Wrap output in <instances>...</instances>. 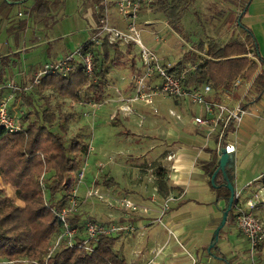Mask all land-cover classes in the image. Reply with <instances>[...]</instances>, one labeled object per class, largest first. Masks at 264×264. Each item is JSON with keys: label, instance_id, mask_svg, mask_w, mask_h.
Here are the masks:
<instances>
[{"label": "trees", "instance_id": "obj_1", "mask_svg": "<svg viewBox=\"0 0 264 264\" xmlns=\"http://www.w3.org/2000/svg\"><path fill=\"white\" fill-rule=\"evenodd\" d=\"M191 3L192 0H158L151 5L168 19L172 30H177L187 16ZM51 5L53 3L48 0H34L32 8L37 15L42 16L51 10ZM247 5L236 15V25L241 27L243 36L237 32L227 42L212 37L198 41V47L203 49L205 45L211 58L203 59L196 69L186 70V65L188 62H199L201 57L191 51L184 54L183 59L178 62L176 72L185 70L183 76L186 86H201L206 83L215 90L221 88L224 91L232 87L236 77L243 76L246 81L252 80L250 88L256 91L252 101L261 97L264 91V59L258 54L252 31L240 22V15ZM185 39L190 41L187 36ZM90 49L94 52L95 81L92 80L86 87L89 77L81 67L66 76L44 74L39 79V84L22 94L21 107L16 114L21 129L16 133L0 129L1 182L14 186L17 196L23 201V205H14L12 199L0 188V264H123V259L114 246L117 234L99 235L92 241L90 251L81 246L86 236L84 223L94 219L86 211L81 215L67 216L69 225L77 228L72 243L69 244L67 238L62 236L55 245L56 237L63 232L57 212L67 206L70 191L76 183L75 174L89 154L90 135L89 129L83 124L70 132L68 123L76 119L77 113L69 104L65 110L62 108L66 105L65 102L80 99L83 90L86 95L98 90L99 95L92 98L101 100L100 96L108 81L106 75L118 62L128 63L123 68L127 67L130 71L135 67L133 51L129 46L112 47L105 40L101 46L91 44ZM247 52L253 53L257 61L243 56ZM3 69L2 67L0 71V79ZM242 106L245 107L246 103H242ZM213 137L216 141L217 135ZM216 152L213 150L211 154L215 156ZM208 167L210 176L218 163L210 161ZM154 174L158 190L166 192L168 187L164 179L165 169L158 166ZM225 174L233 186L226 170ZM226 177L222 170H218L211 183L216 192V200L225 201L224 209L230 193ZM102 183L104 186L116 184L113 178L105 176L102 177ZM233 208L232 204L223 226L228 222ZM214 235L209 251L220 257V253L211 251V246H215L219 239L218 236L215 240ZM255 249L263 250L264 240ZM251 262L253 263V259Z\"/></svg>", "mask_w": 264, "mask_h": 264}, {"label": "crops", "instance_id": "obj_2", "mask_svg": "<svg viewBox=\"0 0 264 264\" xmlns=\"http://www.w3.org/2000/svg\"><path fill=\"white\" fill-rule=\"evenodd\" d=\"M48 1L52 2L53 5H55L56 2H60V0ZM91 1L92 7H89L91 12V18H89L90 25L87 27L88 35L90 33L91 27L97 23L101 12V7L98 6L100 0ZM22 2H24V0H0V71L2 67L4 68L3 75L0 79V97H11L8 101L9 111L11 113H16V111L20 109V103L23 99L22 94L27 93L33 85L25 91H22L19 94L16 92L13 95L11 94L8 84L12 82L20 87L29 85V77L43 63L57 60L64 54L71 51L67 50L65 45L59 42L58 39L56 40L55 38H51L48 35V21L44 22L45 24H42V19L41 22L39 21L41 16H39V14L37 15L35 11L34 16L36 17L37 15V17L35 18L33 16L32 6L34 0L28 4L25 10H21L22 7L20 4H22ZM13 3L17 4L16 14H11L10 7L13 5ZM53 5H51V7ZM110 8H113V13L110 12ZM19 12H21L20 15ZM43 15H50V11ZM145 19L150 20L153 22V24L146 25ZM163 19L166 18L162 16L159 11H156L153 6L149 11L143 10V13L139 19V22L142 25L141 35L143 42L150 48L157 51L158 55L161 56L163 61L170 60L175 54L178 53L182 54L181 56L184 57V54L187 52L184 42L191 44L199 51L207 50L205 45L203 46V49L198 47V41L202 40L203 38L195 36L191 29L189 30V34L187 36L190 38V41H186L185 38L178 36V34H176L174 31L164 28L160 23V20ZM242 19V25L252 31L258 54L264 59V0H248V5L246 6L245 11L240 15V20ZM109 21L113 25H117L119 27L123 26L122 21H120L117 15L116 8L113 6H109ZM188 24L190 26V23ZM152 30L158 31V34L164 38V41L156 43L154 41V35L151 32ZM237 32H239L241 36L244 35V32L240 31V29L237 30ZM86 40L81 44H84ZM129 47L133 51L132 57L134 58V68H140L139 59L137 58L136 61L134 56V54L137 56V47L132 45ZM243 56L257 61L253 53L252 55H248L247 52L246 54H243ZM110 70L106 75V80L108 81L112 80V77L115 76V74L111 73ZM123 70L128 71L126 75L118 74V69L115 71V73H117L115 76L117 82L120 80L129 79L128 83L124 86L122 91L123 94H120L122 97L132 94L131 78L134 73H137L134 72L135 69L130 71L127 69V67H125ZM238 77H240L243 84L247 85V87H244V90L248 89V87L250 88L252 80L246 81L243 76ZM108 81L103 88V95L100 96L101 100L98 101L107 100L106 103L112 106L113 113L116 112L117 115L119 114L126 118L137 116V114L138 116L139 114H142L143 124L145 121H147V119L153 117L155 114L152 111L153 107L148 105L145 106L140 102L133 104L135 111L132 113L125 114L122 111H119L117 107L119 104L118 98L120 96L118 97L119 94H116L115 92V89L119 87L118 83L116 82V84L111 85V87L108 86L109 90H107V85H109ZM90 82L91 80L88 79L86 87L90 84ZM236 88L237 86L233 91V96L236 92ZM118 89L119 92H121L120 88ZM84 91L85 90L81 91L82 96L80 99L74 102H69L72 108L79 106L78 102L82 98L99 95L98 90L92 91L89 95H86ZM107 91H110L112 96H109ZM215 91H217V93H215L217 96H219V94L222 92L221 88ZM17 99L19 107L13 110L16 106L15 101ZM156 101L155 107L158 109V103ZM172 102L176 107L169 108L180 113L181 118L177 119L178 122H176V128L172 125H169L165 129L164 136L166 139L165 146H167V152L166 155H164L165 157L163 158V163H159V165L165 169L164 179H166L168 190H166L164 193H161L159 190H157V200L155 202H151L149 200V192L152 190L153 186L156 185V180L155 177H151L152 174L150 176L148 175L149 177L147 176L146 180L148 183H150L148 185L150 188L144 191V194H142L143 196L140 197L134 194L133 190L129 187H124L125 185H122L123 191L120 193V195L129 196L142 206L149 207L151 209L150 212L139 211L127 216L126 214L124 215L123 211L116 206H111L107 209L104 217H100L97 215V213H95L96 215L94 214L93 216L95 218L94 220L100 223H107L110 221L120 223L126 222L134 226L135 231L133 232L128 231L117 234L118 237L114 244L115 250L121 255V258L123 259V264H128L130 262L135 264L143 263L151 259H154L153 264H189L193 258L196 259L197 264H201L200 257L206 255V251L208 252L206 255L207 261H210V258L215 256L210 253L209 248L214 231L221 223L223 210L225 208V201L223 199L219 201L216 200V192L211 186V178L209 176L210 170L208 167V162L214 160L218 163L219 159L216 141H214L213 134L207 136L206 127L197 126L193 122L192 116L202 113H200V110L197 106H193L186 100H173ZM182 102L192 106V111H186L183 109V107L181 108L179 104H182ZM252 102L254 104L253 108L248 110V112L242 118L243 120L239 123L238 127H236L233 135L227 136V141L233 144L235 151L237 150L236 146L240 144V139L241 143L245 142L251 148H255L257 143L253 141V135L255 134L254 132L257 131V133L262 134L261 126L264 124V91L259 99ZM83 107L88 106L84 105ZM191 125L193 127H190ZM213 150L217 151L215 156L211 154V152L213 153ZM235 151L230 153L229 156L231 154H235ZM90 152H92V148ZM90 152L88 158L90 156ZM171 152L175 154V158L167 160L166 156ZM262 152L263 151L258 152L257 155H261ZM258 162L264 165V160H258ZM88 167L90 168L89 165ZM262 172H264V169L253 173L250 175V178L245 180L246 183L244 184L243 182L240 184V186L236 185L237 180L233 181V178H231L233 181L234 192H240V202H244L246 198L251 197V195L254 193L257 185H247L255 180ZM85 176L86 173L84 174V178ZM115 182L116 184L104 186L101 180L100 183H95L94 185H97L102 189L110 186L114 192V195L120 197V195H117L116 191L113 190L114 186L118 185V181ZM168 193L177 197L179 195L177 201L170 203V209L163 218L164 224L172 228L171 234L167 232L163 224L158 223L155 220L159 210V203ZM257 216L264 220V207L259 210ZM228 220L234 226L235 235H237V237H243L244 235L240 232L236 222L234 221V210L232 211L231 219L229 217ZM225 241L226 240L219 242L218 239L216 245L211 246V251L214 249L216 253H220V256H222L223 259L225 258V254L230 252V250H225L224 248L226 247L224 244ZM236 246L237 245H234L232 248L236 249ZM156 251L159 253L155 254ZM262 255H264V249L257 250L255 252V256L257 258Z\"/></svg>", "mask_w": 264, "mask_h": 264}, {"label": "built area", "instance_id": "obj_3", "mask_svg": "<svg viewBox=\"0 0 264 264\" xmlns=\"http://www.w3.org/2000/svg\"><path fill=\"white\" fill-rule=\"evenodd\" d=\"M157 0H100L98 6L101 7L100 17L97 23L91 27L90 33L87 36V40L84 44H80L72 48L71 51L64 54L57 60L47 61L43 63L33 74L29 77V85L18 86L10 82L11 94L16 92L19 94L22 91L30 88L32 85L39 83V79L44 74H55L66 76L73 72L74 69L81 67L86 76L92 81L95 70L94 52L91 51V44L101 46L106 42L112 47L124 48L126 46H134L138 49V57L140 70L132 75V94L128 96H120L119 89L116 88L115 92L118 93V109L125 114L135 111L133 104L140 102L143 105L153 107V112L157 111L155 107V101L157 98L169 97L178 100H186L193 106H197L201 114L193 115L192 120L197 126L206 127V134L217 135L216 148L218 153L221 152V148H225L227 153H233L235 148L233 144L227 141V136L233 135L234 130L238 127L239 123L243 120V116L246 113L245 108L242 106V101L237 100L233 103V91L236 86L241 82L240 77H236L233 80L232 87L229 90L222 91L217 96L215 91L209 84L204 83L201 86L184 84V71L176 72L178 69V62L183 59L182 54L178 53L168 61H163L157 51L150 48L143 42L141 35L142 26L140 24V17L143 10H150L152 8L151 3H155ZM109 6L116 8L117 15L122 21L123 26L111 24L109 21ZM21 12H19V15ZM146 20V19H145ZM162 26L170 31H173L168 19L160 20ZM146 25H151L153 22L150 20L145 21ZM154 35V41L159 43L164 41V38L158 34V31L152 30ZM87 44V45H86ZM186 51H191L197 56L201 57V60L197 63L188 62L186 70L196 69L198 64L203 59H210V55L206 50L199 51L191 44L185 43ZM248 55L252 53L248 52ZM180 73V74H179ZM95 81V80H94ZM12 95V96H13ZM11 97H0V129L6 132L16 133L21 129L16 115L9 112V99ZM107 100L97 101L92 97L82 98L78 105L83 107L84 105L92 109V116L95 115L96 108ZM169 114L177 119L181 118L180 113L169 108ZM116 112H114L115 114ZM88 114V113H86ZM138 121L142 123L143 115L139 114ZM230 126H233L230 129ZM213 132V133H212ZM91 146L88 148L90 152ZM89 155V154H88ZM86 157L83 165L75 174V185L70 191L69 200L67 206L63 207L57 212L58 220L62 226L63 232L56 237L55 245L60 242L61 237L67 238L69 244L72 243V238L77 232L76 227L69 225L67 216L70 214L83 213L82 207L86 202V199L94 196L99 201L107 203L109 207L116 206L123 211V214L130 216L132 213L144 211L150 212L149 207H144L132 198L126 195L115 196L112 188L107 186L105 189L100 188L97 185L92 184L91 187H86L84 196L78 194V188L84 184V174L86 168H88V162ZM175 158L174 153H169L166 156L167 160ZM256 184L257 187L251 197H248L244 202L239 201L240 192H235L234 197V221L237 224L240 232L247 238L249 245V254L253 258L256 252L255 246L264 240V220L257 216L259 210L264 207V172L260 173L255 180L249 183L247 186ZM157 186L154 185L149 192V200L155 202L157 200ZM179 198L167 194L163 200L159 203V210L155 220L165 226L168 233H172V228L164 224L163 218L170 209V203L177 201ZM86 236L82 241L81 246L86 250H91V243L99 235L107 234H119L122 232L135 231L132 224L126 222H107L100 223L96 220H87L85 223ZM159 252H155L158 254ZM48 254L47 257L48 258ZM154 259L148 260L143 263L137 264H153ZM38 264V263H37ZM44 264H47L45 262ZM110 264V263H109ZM135 264V263H128ZM189 264H197L196 259L193 258Z\"/></svg>", "mask_w": 264, "mask_h": 264}, {"label": "rangeland", "instance_id": "obj_4", "mask_svg": "<svg viewBox=\"0 0 264 264\" xmlns=\"http://www.w3.org/2000/svg\"><path fill=\"white\" fill-rule=\"evenodd\" d=\"M31 1L24 0L20 4L21 10H25ZM191 4L187 16L183 18L178 29H173V31L178 36L186 38L191 29L192 33L200 38L212 37L224 42L231 37L232 33L241 30V27L236 25V15L242 10L243 6L248 4V1L246 4V0H192ZM90 6L92 7L91 0H60L50 8V15H42L39 21L41 22L42 19V24L48 21V35L51 38L58 39L59 42L65 45L67 50H72L87 38V27L90 25L89 18H91ZM10 8L11 14H16L17 4L13 3ZM110 12L113 13V8H110ZM34 14L33 11V16ZM240 21L243 24V19ZM187 22L190 23V26ZM134 56L137 61V58L139 59L138 54L137 56L134 54ZM125 64L128 65V63ZM125 64L118 62L117 66L111 68L110 72L116 76L115 71L118 69V74L126 75L128 71L123 70ZM134 69V72H138L140 68L136 67ZM115 76L108 81L109 85L107 87L116 84L117 79H115ZM128 81L129 79L117 82L119 86L117 88L121 90L120 94H123L122 91ZM109 87L107 90H109ZM244 87H247V85L240 82L232 101L234 103V101L241 100L242 103H246L244 108L247 113L248 110L253 108L252 98L256 91L252 87L244 90ZM45 93L48 94V91ZM107 94L112 96L110 91H107ZM17 101L18 99L15 101L16 106L13 110L19 107ZM172 101V98L167 96L157 98L158 109L153 112L155 113L153 117L147 119L144 124L138 121L140 119L138 114L130 118L117 115V113L114 114L112 106L104 102L96 108L93 116L92 109L89 107L76 106L73 108L78 115L76 114V119L73 122L68 123V130L73 132L77 126L85 125L90 131L88 148L90 146L92 148V152L87 158L90 168L88 167L85 170L84 184L78 188L80 196H84L86 187L100 183L103 176L105 178L111 176L115 181H118V185L113 188L117 195H120L123 191L122 185H125L124 187L132 189L134 194L140 197L143 196L144 191L150 188L148 186L150 183H148L146 177L152 174L151 177L154 178L155 168L160 166L159 163H163L164 155L167 152L165 129L169 125L177 127V118L172 115L171 117L168 111L169 107H176ZM65 103L63 110L69 104ZM179 105L186 111H192V106L184 102ZM261 131L262 134L257 133V131L254 132L253 141L257 143L255 148H251L245 142L241 143L240 139L235 154L228 156L225 170L229 177L233 178V181L237 180V186H240L243 182L245 184V180L250 178V175L264 169V165L258 162V160H264V124L261 126ZM261 151H263L262 154L257 155ZM0 188H2L3 193L12 199L14 205H23L22 199L16 194L15 187L10 184H2L1 178ZM108 208L110 207L107 203L91 196L86 199L82 211H86L91 216L90 218H94L95 213L100 217H104ZM231 215L232 212L229 213V217ZM218 236L219 242L226 240L224 243L226 247L224 248L230 250V252L225 254L224 259L222 256H212L210 261H207L206 255L208 252L206 248V255L200 257L201 264H264V255L258 258L250 256L247 238L245 236L237 237L234 226L229 220ZM234 245H237L236 249L232 248ZM212 251L215 252L214 249ZM251 259H253V263Z\"/></svg>", "mask_w": 264, "mask_h": 264}, {"label": "water", "instance_id": "obj_5", "mask_svg": "<svg viewBox=\"0 0 264 264\" xmlns=\"http://www.w3.org/2000/svg\"><path fill=\"white\" fill-rule=\"evenodd\" d=\"M228 156H229V154L227 153L226 149L225 148H221V152L219 153V159H218V167L210 175V178H211L210 181H211V183H213L214 174L218 170H220V171L222 170L224 176L226 177V174H225V166H226V161L228 159ZM226 179H227L226 186H227L228 191L230 193H229V196H228L227 207L223 211V215H222V218H221V223L216 227V229L214 231L215 240L218 238V236H216V234L218 233L219 229L223 226V224L226 222L225 220H226L228 211L231 209L232 204L234 203V197H235L234 188H233L231 182L229 181L228 177H226Z\"/></svg>", "mask_w": 264, "mask_h": 264}]
</instances>
